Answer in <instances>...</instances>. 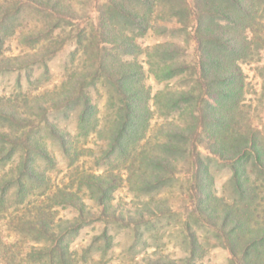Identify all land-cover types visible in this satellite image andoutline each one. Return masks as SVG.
<instances>
[{
    "label": "rangeland",
    "instance_id": "1",
    "mask_svg": "<svg viewBox=\"0 0 264 264\" xmlns=\"http://www.w3.org/2000/svg\"><path fill=\"white\" fill-rule=\"evenodd\" d=\"M111 1L0 0V98L30 119L31 138L47 151L50 161L36 157L38 168L47 170L50 178L49 189L44 191L58 187L72 193L70 201L79 199L85 211L92 212L85 213L80 228L66 236L71 264H239L227 248L224 234L229 224L221 228L226 223L224 205L240 199L232 164L211 152L210 141L200 127L201 140H194L197 105L187 109L181 105L164 107L158 94L166 88L196 90L200 84L192 83L186 74L162 80L150 72L162 67L158 58L162 49L157 48L162 42L182 47L176 49L179 60H197L194 23L182 26L171 13H164L162 5L167 2L163 0L150 13L141 0L135 13H129L127 4L116 11L117 3ZM258 14L264 15V10ZM131 16L138 17V25L144 22L150 28L138 29ZM259 28L264 33V22ZM116 35L122 42L134 36L139 50L135 59L143 67L151 97L148 119L141 121L145 134L134 141L127 138L121 151L113 144L112 69L94 71L98 64L96 47L103 48L99 55L105 53L106 60L112 59L117 50L112 49L111 39ZM101 37H108L109 42L102 43ZM118 57L128 59L125 54ZM240 68L243 79L235 82V86H242L240 102L230 112L233 119L228 131L233 137L250 126L264 139L262 40L253 41L251 55L241 61ZM70 79L77 80L72 94L79 96L80 104L69 98ZM79 83H88L82 92ZM83 92L95 106L91 114L85 111V120L90 118L87 122L79 121L86 109ZM209 98L205 95L204 101ZM176 127L185 130V140L165 155L161 153L163 172L161 162H152L151 157L159 153L166 133ZM197 161L201 162L200 173L195 172ZM4 169L9 170L7 165ZM259 189L258 199L251 201L250 218L264 221V200L260 201L264 188ZM199 191L204 203L198 199ZM43 193V187L37 188L21 201L11 192L4 211L8 216L0 213L4 216L0 218V237H8L12 253L23 250V245L37 237L29 226L20 223L13 230V217L31 218L37 208H50L55 221L77 216L67 204H54L52 198L43 200ZM236 249L241 253L239 245Z\"/></svg>",
    "mask_w": 264,
    "mask_h": 264
},
{
    "label": "trees",
    "instance_id": "2",
    "mask_svg": "<svg viewBox=\"0 0 264 264\" xmlns=\"http://www.w3.org/2000/svg\"><path fill=\"white\" fill-rule=\"evenodd\" d=\"M113 1L117 3L116 11L127 4L130 7L129 13H135V6L138 3V0ZM113 1L111 2L114 3ZM141 1L146 4V13H150L158 6V2H161ZM163 2H167V5H162L163 12L171 13L182 26H186L187 22L194 23V40L199 55L193 63L184 59L179 60L181 55L176 53V49H182L180 45L172 42L159 43L157 48L162 50L158 58L162 61V67L157 72H150L154 78L162 77V80L186 74L192 83L200 84V89L196 88L198 90L196 91L194 88H166V92H158L162 96L160 102H163L162 106L170 108L181 105L184 106L183 109H187L192 104L194 108L197 105V110L194 111L198 112L196 117L198 125L195 126L193 138L195 141L201 140V132L198 131L200 127L210 141L211 152L229 159L236 194L240 196L235 204L224 205L226 223L221 228L229 224L227 233L224 234L227 248L232 258L237 259L239 264H264V221L250 218L251 201L258 199L259 188H264V139L260 131L250 126L233 137L232 132L228 131L233 119V113L230 112L239 107L240 102L242 86L241 84L235 86L236 81L240 83L243 79L240 63L251 55V46L255 39L264 42L263 30L261 32L259 28L264 22V15L258 14L260 10H264L262 6L264 0H163ZM137 18L131 16L135 25L139 24ZM140 26L144 30L149 29L151 25L143 22L142 25H138V29H141ZM162 28L166 31L168 29L166 25ZM133 39L134 36L127 37L128 41L125 40L124 43L117 35L111 39L115 46L112 49H116L117 52L108 60L105 53L99 55L103 48L96 47L98 64L94 71L112 69L109 84L113 87L110 97L115 101L111 106L115 110L113 144L116 151L123 149V142L127 138L132 141L142 138L145 126L141 121L148 119L146 114L149 111L151 97L145 85L143 67L135 59L139 50ZM100 41L109 42L108 37H101ZM122 54L127 55L128 59L122 60L118 57ZM76 84L77 80L70 79L67 93L73 102L80 104L79 96L72 94ZM84 84L88 83L80 84V92ZM196 92L199 93L195 96ZM83 95L82 104L86 109L82 111L79 121L87 122L90 118L85 120L87 114L85 111L88 109V113L91 114L95 106L86 93L83 92ZM205 95L210 98L204 101ZM15 108L16 106L11 105L8 100L0 98V213L8 216L4 211L9 205L11 192L20 196V200L23 201L29 191L43 187L45 193L43 200L52 198L54 204H67L76 210L77 216L73 220L55 221L50 208H37L31 218L13 217V230L20 223L25 227L29 226L30 231L37 237L33 238L29 245H23V250H15L14 254L8 237L1 236L0 264H71L70 247L66 236L80 228L85 213L91 215L92 212L90 209L86 212V206L79 199L70 201L72 193L58 187L48 192L44 191L49 189L50 178L47 176V170L41 171L38 168L36 157L39 156L44 161H50V158L46 149L38 147L31 138L29 131L33 126L30 119L28 121V117L16 112ZM14 123L17 124V128L12 131ZM184 132L182 128L176 127L175 131L166 133L162 143H159V153L151 157L152 162L154 160L161 162L159 166L163 172L165 167L163 168L164 159H161V153L165 155L169 150L176 149L178 143L184 142ZM199 153L197 152L196 159ZM194 164L195 172L200 173L201 162L197 161ZM6 165L9 170L4 171ZM251 175H254L253 180ZM198 194L200 203H204L205 198L200 195L202 191ZM263 200L261 197L260 201ZM234 214L236 215L233 217ZM3 215L0 214V218H4ZM241 235L243 237H240ZM238 245L241 247V253L237 252ZM15 256L21 257L17 259Z\"/></svg>",
    "mask_w": 264,
    "mask_h": 264
}]
</instances>
